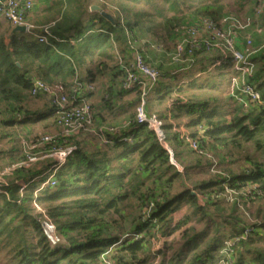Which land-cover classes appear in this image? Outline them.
Here are the masks:
<instances>
[{
	"label": "trees",
	"instance_id": "obj_1",
	"mask_svg": "<svg viewBox=\"0 0 264 264\" xmlns=\"http://www.w3.org/2000/svg\"><path fill=\"white\" fill-rule=\"evenodd\" d=\"M110 1L122 7L126 18L123 15V23L119 15L112 23L99 13L90 14L88 0H57L54 6L59 9L58 18L51 26L54 38L47 44L39 43L35 36L41 30L14 34L6 20L0 22V125L14 126L11 115H18V124L23 127L56 115L54 108L46 115L30 109L35 80L70 86L78 76L83 83L95 84L97 76L111 73L101 108L113 113L119 100L132 93L122 88L124 74L117 63V57L126 55L129 48L127 31L136 41L137 31L175 39L176 30L184 23L198 18L220 22L231 14L233 4L244 8L249 0ZM137 6L138 12L134 10ZM258 61V70L248 82L264 100V56ZM111 64L115 65L113 69ZM230 66L226 63L219 68ZM203 84L193 81L188 86ZM170 88L172 85L166 89L161 85L157 100L162 102L172 95ZM176 90L181 92V87ZM221 99L210 93L174 97L169 114H156L174 160L184 172L172 164L157 133L136 123L135 113L124 122L130 126L109 136L112 145L94 146L83 138L84 134L70 137L65 145L74 146L75 151L55 174L56 186L48 185L37 196L65 240L59 247L47 242L40 216L32 207L34 192L47 181L50 173L44 175L55 161L47 159L5 176L6 182L0 186V255L6 253L12 264H105V254L110 264H155L175 241L182 246L161 264H220L222 260L264 264V208L257 213L249 211L256 225L243 214L250 210L249 205L264 200V162L248 158L251 165L236 172L234 161H223L212 171L211 165L203 166L200 161L185 166L182 158V149L190 148L187 139L176 131L183 119L202 127L190 136L205 152L215 153L221 148L240 154L244 145L253 143L264 155V107L253 106L245 112L236 104L229 111ZM134 100L128 106L139 104V94ZM93 107L97 120L107 125ZM128 137L132 142L122 141ZM53 146L60 143L48 147ZM24 158L12 157V164ZM197 173L201 177L194 178ZM20 182L28 185L23 195ZM228 192L232 193L231 203ZM197 195L204 200L209 215ZM184 208L187 210L179 215ZM200 223L203 228L198 230L196 225ZM221 223L230 227L228 235L219 230ZM250 228L253 232L245 239L233 242ZM176 232L179 237L154 250L155 239ZM227 239L231 246L222 255Z\"/></svg>",
	"mask_w": 264,
	"mask_h": 264
},
{
	"label": "built area",
	"instance_id": "obj_2",
	"mask_svg": "<svg viewBox=\"0 0 264 264\" xmlns=\"http://www.w3.org/2000/svg\"><path fill=\"white\" fill-rule=\"evenodd\" d=\"M33 7V0H0V17L5 19L13 29L25 26L27 33L32 34L38 29L28 22V14L33 10ZM113 9L116 12L118 11L116 8ZM107 11L109 10L107 9ZM119 16L123 23L122 15L119 14ZM263 17L264 0H259L254 9L253 17L244 22L229 14L220 22H215L210 18H198L193 22L184 23L175 32L174 50L167 54L169 65L176 67L172 74L178 75L193 71L202 58H204L205 62L213 59L208 68L209 72H213L226 63H230L235 74L231 77L229 87L228 95L231 100L240 105L245 112L252 110L253 106L264 107L261 93L254 85L248 82V79L256 74L258 65L251 59L254 53L247 54L249 48L254 44L255 35L261 33ZM51 26L41 28V34L35 35L39 43L47 44L50 38H54ZM126 35L129 47L126 56L119 55L117 57L118 66L124 74L122 88L125 91L139 94L140 100L135 110L136 123L147 125L150 130L155 131L164 148L168 151L167 148L170 147L166 143V136L162 130L163 123L156 114L150 113L148 110L149 97L161 83L163 73L158 67L151 65L145 56L144 50L136 46L137 41L134 39V35L129 31H127ZM143 43H145V46L159 51V48L155 47L157 45L154 43L148 40ZM95 93V84L83 83L78 76L70 86L61 83L49 85L41 80H35L31 96L38 97L43 95L50 99L56 113V126L59 132L57 135L45 134L28 142L22 140L21 144L26 154L25 158L12 164L0 174L1 186L6 182L5 176L18 168H30L47 159L55 161L47 181L43 182L40 189L35 192V200L32 202L35 214L40 216L46 240L52 247L63 245L65 240L46 209L37 201V196L48 185L56 186L55 174L66 164L75 151L74 146L65 145L68 139L80 134H89L97 137L103 146H109L114 144L109 136L117 135L130 126L128 122L122 126H109L99 122L93 107V96ZM172 105L170 104V106ZM201 130L202 127L199 124L190 125L187 121L176 127V131L181 134V137L187 139L192 151L200 156L211 158V155L200 149L198 140L190 136L196 135ZM132 140V137H128L122 141L132 142ZM55 143H60V146H53L49 149L48 146ZM169 153L171 162H173V150ZM178 170L184 172V168L180 165ZM18 184L20 186L19 192L23 195L28 185L25 182ZM228 193L230 194L229 199L232 201V193ZM246 217L253 225H256L257 221L251 218L249 214ZM252 232L253 228L247 229L244 236L235 237L233 242L239 243ZM155 244L159 246L157 242ZM230 246L231 241L226 240L221 254H226ZM106 256L107 254L103 257L104 263L110 264L105 258ZM220 264H232V261L222 260Z\"/></svg>",
	"mask_w": 264,
	"mask_h": 264
},
{
	"label": "rangeland",
	"instance_id": "obj_3",
	"mask_svg": "<svg viewBox=\"0 0 264 264\" xmlns=\"http://www.w3.org/2000/svg\"><path fill=\"white\" fill-rule=\"evenodd\" d=\"M103 1L108 6H106L103 3ZM258 1L259 0H249L246 4H244L245 5L244 8L239 7L238 4H233V7L231 9V15L237 18L241 22L248 20L249 18L253 17L254 9ZM88 3L97 4V5L99 4L100 6H103L105 10L108 9L109 11H111L110 13L112 15H115L118 13L117 15L120 14L122 15V17L124 15V18H125V14L123 12L122 7L116 5L115 2H112L110 0H88ZM113 8L118 9V11L116 12ZM134 10L138 12L139 6L135 7ZM261 29H262L261 33L258 35H255L254 44L251 48H249V51L247 53L248 55H250L251 53H254L252 54V58L250 56V58L253 60L262 59V57L264 56V17L261 21ZM137 32L139 34V38L137 39L136 46L143 49L145 56L150 62V64L152 62L151 65L158 67L163 73V79L161 83L159 84V86L157 87V89H159L161 85L163 86L164 89L168 88V86L171 87L172 85V88H170V91H171L170 94L172 93V95L166 96L163 103L159 104L157 100L159 90L156 89L151 93L149 97V104H148L149 106L148 110L150 113L157 114V115L159 114L167 115L169 114L167 111L168 110L167 103L172 104L173 102V100H171L172 98L174 97L184 98L186 97V95L193 94V93H201V94L210 93L212 95H220L223 99L222 102L227 105V110L229 111L233 110L236 103L233 100H231V98L228 95L229 87H230L231 79H232L231 77L235 75L231 66L228 68L226 67L217 68L213 72H209L208 68L211 65L210 64L211 61L213 60V59L211 60L209 59L206 61L205 64H200L199 67L198 66L195 67L194 70L191 72L173 75L172 72L176 69V67L169 65L167 54L174 50L175 39L174 38L172 39V37L171 38L162 37L161 35L159 37H156V36L147 34L145 32H141V31H137ZM145 39L154 42V44L157 45L155 47H158L159 51L155 50L154 48H149L145 46L144 45L145 43H143V40ZM258 60H257V64H259ZM157 62L159 63L156 64ZM114 66L115 65L111 64L112 69L114 68ZM197 74H198V77L196 76ZM110 77H111V73L106 74L102 78L99 76L96 77V80L94 81L96 84L95 85L96 93L94 94V97H93V105L98 111L101 112L99 113L100 115L103 116V118L105 119V122L108 123L107 125L122 126L124 125V122L130 120V117L135 113L137 104L128 106L130 105L129 103H131V101H135L134 100L135 97L127 95L121 100H119V102L117 103L118 107L113 108V113H111L107 109L104 110L103 108H101L102 98L104 96V89L107 83H109ZM193 81H195L197 85H200L202 83L204 84L199 87L188 86L192 84ZM206 83H208V85H206ZM214 85L216 86V88L213 87ZM177 87H181V92L176 90ZM180 95H182V97ZM48 103H50V101H49V98L46 96H43L40 99L38 97H34L31 99L29 106H30V109L33 111L45 110L44 113L50 114L52 113L53 109L51 105L48 106ZM10 119L16 123L14 126L9 127V126L0 125V174L4 172L6 168L12 165L13 163L12 157L19 158V157L26 155L23 149V145L21 144L22 140H26L28 142L31 140H35L38 137H41L42 135H45V134L57 135L59 132V129L56 126V115L52 118H48L45 121H42L41 123L36 122L33 125H26L24 127L21 124L20 125L18 124V115H11ZM174 123H177V122H174ZM83 138H86L89 141L91 140V143L94 146H97L98 143H100L99 139L97 137H94L93 135L84 134ZM19 150L21 151L20 155H17L16 153H18ZM206 154L211 155V158H209L208 156H200L197 153L195 155L194 153L191 152L190 148L188 149L183 148L182 158L184 160V165L188 166L191 162L195 163L197 161H200L203 166L211 165L212 166L211 170L215 171L219 164H223V161L230 163V161L232 160L234 161L233 169L236 172H239L240 170L246 169L251 165L248 158H257L258 160L264 162L263 153L260 150H256L255 145L253 143L244 145L240 154H238L235 150L227 151L226 149H221V148H219L218 151H215V153L206 152ZM21 160L22 159H17L15 163ZM48 174L49 172L46 173L44 177H46ZM199 177L201 176L200 174L197 173L194 178H199ZM176 188L179 189L180 187L176 186ZM35 192H37V190H35ZM229 195L230 194L228 193V200H229V203H231V200L229 199ZM263 208H264V200H262L261 202H255L249 205L250 210H244L243 214L247 216V214H250V212L257 213L260 209H263ZM240 209H244V207L241 206ZM186 210L187 208H184L180 212L179 215H182V212L184 214ZM196 226H197V229L199 230L203 228V223L197 224ZM218 227H219V230H223L226 233V235H228L231 232L230 227L226 226L223 223L219 224ZM174 237H179V233L176 232L175 234L169 237H166L165 239H163V242L161 243L157 242L159 246L155 245L154 250L162 249L164 244L171 242ZM228 239L230 238L228 237ZM156 241L158 240L156 239ZM173 243L174 244H172V246H168V248L166 249V254L164 256L159 257L155 264H161L162 261L163 262L169 261L171 259L172 254L175 253V251L178 250L179 247L182 246V242L173 241ZM0 264H12L11 258H8L6 256V253H2L0 255Z\"/></svg>",
	"mask_w": 264,
	"mask_h": 264
},
{
	"label": "crops",
	"instance_id": "obj_4",
	"mask_svg": "<svg viewBox=\"0 0 264 264\" xmlns=\"http://www.w3.org/2000/svg\"><path fill=\"white\" fill-rule=\"evenodd\" d=\"M34 1V7H33V10L28 14V22L34 26H36L38 29L37 30H40L41 28L43 27H48V26H51V25H54V20L56 18H58V12H59V9H55V2L57 0H33ZM105 4V2H103ZM102 3V4H103ZM94 6V5H97V4H91V6ZM106 5V4H105ZM97 6H100L99 4ZM102 7V6H101ZM111 8V7H109ZM107 11V9H106ZM108 13H110L111 11H107ZM90 14H92L91 10L89 12ZM111 14V13H110ZM112 15V14H111ZM114 17V20L117 18V14L115 15H112ZM55 18V19H54ZM5 19L1 18L0 17V22H3ZM36 30V31H37ZM240 45V44H239ZM157 61V60H156ZM150 63V62H149ZM159 62H157L156 64H158ZM206 62L204 61V58L201 59L200 64H205ZM152 64V62H151ZM198 65V67H199ZM230 70V69H229ZM198 77V74L196 75ZM196 78V77H195ZM138 93H131L130 96H134L136 98ZM182 97V95H180ZM94 97V96H93ZM50 101V99H49ZM164 101V100H163ZM158 101V103H163ZM170 101V100H169ZM168 101V102H169ZM149 103V102H148ZM50 105V104H49ZM52 106V104H51ZM170 104L167 103V108H171L169 107ZM52 109H53V106H52ZM148 109H149V106H148ZM43 113L45 110H41ZM46 114H49V113H44L43 115H46ZM186 120L183 119V122H185ZM182 122V123H183ZM181 123V124H182ZM27 130V129H26ZM156 242H163V239H159L158 241H156L155 239V243ZM156 245V244H154ZM157 246V245H156Z\"/></svg>",
	"mask_w": 264,
	"mask_h": 264
},
{
	"label": "water",
	"instance_id": "obj_5",
	"mask_svg": "<svg viewBox=\"0 0 264 264\" xmlns=\"http://www.w3.org/2000/svg\"><path fill=\"white\" fill-rule=\"evenodd\" d=\"M91 12L92 13H99L101 14L104 18H106L107 20H109L110 22L114 23L115 20H114V17L108 13L103 7L101 6H97V5H94L90 8ZM13 33L16 34V33H27V28L25 26H22V27H16L15 29H13ZM169 152H172V149L171 148H167ZM173 165H175L177 168L179 167V164L174 160L172 162ZM197 200L200 204L201 207H205V212L207 215L210 214V211L209 209L206 207V204L204 202V200L202 199L201 196L197 195Z\"/></svg>",
	"mask_w": 264,
	"mask_h": 264
}]
</instances>
